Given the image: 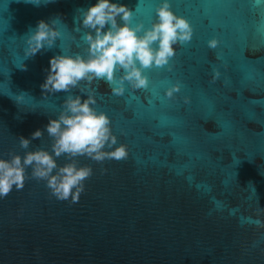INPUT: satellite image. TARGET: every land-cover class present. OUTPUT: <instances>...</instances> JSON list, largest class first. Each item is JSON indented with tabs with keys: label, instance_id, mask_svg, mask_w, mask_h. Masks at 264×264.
Listing matches in <instances>:
<instances>
[{
	"label": "water",
	"instance_id": "1",
	"mask_svg": "<svg viewBox=\"0 0 264 264\" xmlns=\"http://www.w3.org/2000/svg\"><path fill=\"white\" fill-rule=\"evenodd\" d=\"M119 2L133 26L154 22L159 0ZM94 3L0 0V157L50 146L46 131L28 149L19 137L58 114L67 93L44 92L45 70L53 55H86L79 16ZM170 5L192 39L168 66L146 70L148 88L121 96L103 79L81 85L127 156L80 157L93 173L77 202L58 200L29 168L24 187L0 198V264H264V0ZM41 20L60 36L29 56Z\"/></svg>",
	"mask_w": 264,
	"mask_h": 264
},
{
	"label": "clouds",
	"instance_id": "2",
	"mask_svg": "<svg viewBox=\"0 0 264 264\" xmlns=\"http://www.w3.org/2000/svg\"><path fill=\"white\" fill-rule=\"evenodd\" d=\"M32 2L38 5L41 0ZM133 16V10L119 0H95L80 12V25L87 30L82 35L86 55H53L41 85L47 94L67 93L59 112L49 118L43 130L37 129L30 138L19 137L20 147L28 149L32 140L41 138L46 131L50 146L26 151L23 156L10 153L8 158L0 157V198L13 188L22 189L31 168V178L45 181L58 200L71 198L77 202L84 191V181L93 173L90 165L79 164L80 157L99 163L127 156L126 146L118 144L112 132L110 117L97 110L94 93L84 92L82 82L90 85L103 79L114 95L121 96L126 88H148L146 70L168 66L175 46L190 42L193 35L190 23L172 10L170 0H159L150 26L142 22L133 26ZM59 36L49 22L39 21L28 35L29 56L53 48ZM217 44L216 39L208 41L211 48ZM117 72L121 73L119 77ZM219 75L214 69V79ZM180 87L179 83L171 85L165 90V97L172 98ZM77 88L83 94L72 92ZM61 156L67 161L63 165L58 163Z\"/></svg>",
	"mask_w": 264,
	"mask_h": 264
}]
</instances>
